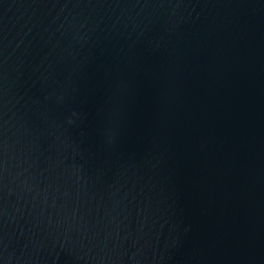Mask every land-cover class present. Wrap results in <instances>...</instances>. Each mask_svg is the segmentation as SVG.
<instances>
[{
    "label": "water",
    "instance_id": "95a60500",
    "mask_svg": "<svg viewBox=\"0 0 264 264\" xmlns=\"http://www.w3.org/2000/svg\"><path fill=\"white\" fill-rule=\"evenodd\" d=\"M0 264H264V0H0Z\"/></svg>",
    "mask_w": 264,
    "mask_h": 264
}]
</instances>
